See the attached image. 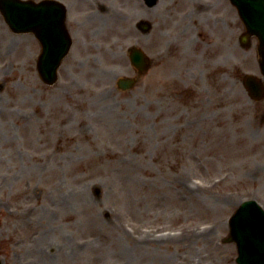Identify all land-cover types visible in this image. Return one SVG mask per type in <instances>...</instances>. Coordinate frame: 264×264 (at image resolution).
<instances>
[{
	"label": "rangeland",
	"instance_id": "rangeland-1",
	"mask_svg": "<svg viewBox=\"0 0 264 264\" xmlns=\"http://www.w3.org/2000/svg\"><path fill=\"white\" fill-rule=\"evenodd\" d=\"M158 3L103 0L51 85L34 35L0 14L3 264H239L230 218L264 207V98L243 81L264 80L260 59L235 34L214 54L203 11L196 55L188 6Z\"/></svg>",
	"mask_w": 264,
	"mask_h": 264
},
{
	"label": "water",
	"instance_id": "water-1",
	"mask_svg": "<svg viewBox=\"0 0 264 264\" xmlns=\"http://www.w3.org/2000/svg\"><path fill=\"white\" fill-rule=\"evenodd\" d=\"M242 11H257L259 6L256 2L248 5L241 0H234ZM150 5H155L157 0H147ZM0 7L8 24L16 32L35 31L36 17L35 6L31 0H0ZM150 23L142 20L140 28L143 31L150 29ZM252 34L257 35L264 45V26L259 24L248 25ZM59 39L58 41H60ZM44 50L40 58L39 69L43 80L53 84L58 78V67L63 57L71 46V38L68 35L63 43L43 42ZM132 63L140 72L145 71L148 59L144 51L138 47L131 48ZM261 68L264 73V59L261 60ZM123 89L131 88L135 79L121 77L118 80ZM244 84L250 95L255 100L264 98V82L256 75L248 73L244 76ZM228 241H235L238 246L239 256L237 261L241 264H264V209L256 200L244 201L231 218V236ZM0 264H2L0 260Z\"/></svg>",
	"mask_w": 264,
	"mask_h": 264
},
{
	"label": "flooded vegetation",
	"instance_id": "flooded-vegetation-1",
	"mask_svg": "<svg viewBox=\"0 0 264 264\" xmlns=\"http://www.w3.org/2000/svg\"><path fill=\"white\" fill-rule=\"evenodd\" d=\"M38 7V25L33 33L35 42L38 45L37 68L40 54L43 49V42L53 40H65L70 34L72 41L81 39L82 29L89 22H95L94 14L96 9H104L103 0H34ZM182 6H188L185 17H189L194 25V47L196 48V12L203 11L205 24L209 22L210 34L213 36L210 44L214 54H222L228 57L231 54V43L233 35L238 36L241 44L242 38H247L249 48L256 57H264V45L260 44L259 37L254 36L248 29V21L244 19L233 0H181ZM264 7V0H259ZM159 4V3H158ZM102 6V7H101ZM0 14L2 15L1 11ZM201 15V14H200ZM199 15V17H200ZM259 23L264 24V10L259 12ZM4 19V18H3ZM5 21V20H4ZM8 26V25H7ZM208 26V25H207ZM9 30L15 33L9 26ZM8 32V29L6 30ZM18 34V33H15ZM209 44V43H208ZM224 47V49H223ZM197 55V48H196Z\"/></svg>",
	"mask_w": 264,
	"mask_h": 264
},
{
	"label": "bare ground",
	"instance_id": "bare-ground-1",
	"mask_svg": "<svg viewBox=\"0 0 264 264\" xmlns=\"http://www.w3.org/2000/svg\"><path fill=\"white\" fill-rule=\"evenodd\" d=\"M200 26H198L197 28H199Z\"/></svg>",
	"mask_w": 264,
	"mask_h": 264
}]
</instances>
